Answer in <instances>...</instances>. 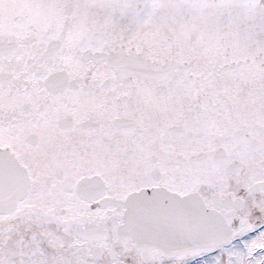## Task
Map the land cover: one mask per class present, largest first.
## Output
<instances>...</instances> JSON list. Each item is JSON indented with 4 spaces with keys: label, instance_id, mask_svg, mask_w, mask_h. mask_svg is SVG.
<instances>
[{
    "label": "snow or ice",
    "instance_id": "obj_1",
    "mask_svg": "<svg viewBox=\"0 0 264 264\" xmlns=\"http://www.w3.org/2000/svg\"><path fill=\"white\" fill-rule=\"evenodd\" d=\"M0 264H264V0H0Z\"/></svg>",
    "mask_w": 264,
    "mask_h": 264
}]
</instances>
